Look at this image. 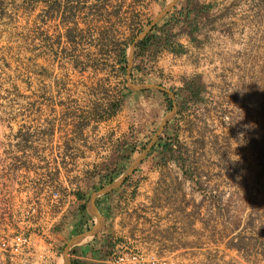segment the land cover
<instances>
[{"label":"rangeland","instance_id":"374dc122","mask_svg":"<svg viewBox=\"0 0 264 264\" xmlns=\"http://www.w3.org/2000/svg\"><path fill=\"white\" fill-rule=\"evenodd\" d=\"M22 1L14 0L21 7L16 11L10 8L0 19V191L21 176L14 171L17 161H31L38 166L39 174L48 172L45 164L24 153L34 150L16 137L34 136L31 140L38 135H53L71 152L76 179H91L90 193H94L107 182L105 176L116 180L132 164L158 127L137 148V101L125 94L126 76H120L115 54L108 53L106 43L112 38L126 40L129 48L171 0H32L34 10L25 9ZM49 6L54 10L47 15ZM130 19L133 27L127 29L125 23ZM163 24L164 18L158 25ZM141 57L139 53L135 57L136 70L130 75L133 84H141L137 76V58ZM145 58H155L150 60L154 64L147 65L148 69L142 67L140 73L150 74L155 85L168 90L166 73L155 64L156 58H165L164 54L159 51ZM255 70L259 74L250 106L249 101L247 107L244 103L235 105V109L216 105L212 113L217 126L212 123L204 127L207 141L200 146L195 167L222 170L221 205L213 212L208 205L198 206L199 195L192 189L186 191L191 217L184 226L190 250L183 258H174V263L264 264V58ZM146 92L164 101L156 90ZM122 97L117 118L104 125L96 121L98 116H106L97 107L106 108ZM198 107L199 103H190L187 111L194 112ZM120 124L123 134L117 129ZM116 136L117 143L111 144ZM209 136L220 137L215 142L214 158ZM161 138L165 142L166 134ZM174 142L175 155H185L187 148ZM175 155L166 162L174 160ZM121 156L127 158L122 160ZM186 162L175 163L183 167ZM65 169L70 170L67 166ZM230 169L231 179L227 174ZM24 172L28 177L32 174L28 169ZM82 182L81 188L85 187ZM87 191L81 189L84 195ZM123 250L140 258L123 243L112 252Z\"/></svg>","mask_w":264,"mask_h":264},{"label":"crops","instance_id":"0c3cea01","mask_svg":"<svg viewBox=\"0 0 264 264\" xmlns=\"http://www.w3.org/2000/svg\"><path fill=\"white\" fill-rule=\"evenodd\" d=\"M179 11L183 12L180 18ZM164 22L167 24L166 34L171 35V38L165 49L160 51L165 58H156L158 61L155 64L165 71L168 90L176 92L181 88L182 79L195 77L200 78L204 85L202 100L194 112L186 109L178 113L177 98L174 96L176 114L159 136L165 133L167 142L173 148L174 141L185 146L186 154H179V157L177 154L174 160L159 165L155 153L150 150L126 178V183L124 181L117 189L98 196L92 205L90 199L95 193H90L92 180L81 181L85 186L82 187L83 191H89L85 195L82 192L85 212L79 222L90 226L91 230L98 222L93 215L95 212L102 219V227L94 237L81 239L68 249L66 256L71 264H110L112 251L121 243L139 254L138 264H179L174 263V258L180 255L183 258L184 253L190 250L189 233L184 226V223H190L191 217L190 203L186 202L189 193L186 191L192 189L199 195L198 206L208 205L214 212L221 205L220 194L224 188L222 170L215 167L200 169L195 167L194 160L201 153L200 146H205L207 141L203 134L204 127L212 123L214 127L217 126L212 113L215 106L225 105L230 109L235 105L243 106L244 103L247 107L248 101L249 106L252 102L254 80L259 74L255 69L264 58V0H176L173 9L164 17ZM149 53L145 51L141 58H137L140 67L137 66L138 83L155 85V79L150 74L140 73L142 67L154 64L150 60L155 58H145ZM135 65L136 58H133L134 71ZM142 91H137L135 96L136 92L130 91L129 94L137 101V148L145 144L149 133L159 126L166 115V104L162 98L146 92L149 90ZM117 111L109 119L100 121V124H107L117 118ZM122 127L120 124L117 128L120 134L124 133ZM172 134L173 138L170 139ZM44 136L54 137H35ZM31 137L34 136L16 138L28 142ZM209 138L212 139L208 144L214 158L215 142L220 137ZM117 140L118 136L111 144L117 143ZM178 160L187 162L183 167H178ZM227 174L231 179L232 170ZM109 184L99 187L102 186V189ZM70 219L68 214L56 229L58 256L54 261L44 264H62V260H58H64L69 242L89 231H83L85 226L79 222L75 224ZM105 240L112 244L110 252L105 247Z\"/></svg>","mask_w":264,"mask_h":264},{"label":"built area","instance_id":"2783aa9c","mask_svg":"<svg viewBox=\"0 0 264 264\" xmlns=\"http://www.w3.org/2000/svg\"><path fill=\"white\" fill-rule=\"evenodd\" d=\"M27 144L34 151L24 153L45 164L48 172L39 174L31 161H17L14 171L21 176L0 191V264L54 261L58 256L56 229L78 203L76 193L81 191L82 176L76 179L71 152L64 149L59 138L37 137ZM24 169L32 174L28 177ZM138 259L123 250L112 252L110 264H137Z\"/></svg>","mask_w":264,"mask_h":264},{"label":"trees","instance_id":"16d2710c","mask_svg":"<svg viewBox=\"0 0 264 264\" xmlns=\"http://www.w3.org/2000/svg\"><path fill=\"white\" fill-rule=\"evenodd\" d=\"M23 5L25 6V9L29 10H34L35 9V3L32 0H23L22 1ZM18 7L21 6H16L14 0H0V19L6 16V12L11 8L13 11H16ZM54 8L52 6H49L47 11L45 12L47 15H49ZM183 12L179 11L178 15L179 18L182 17ZM127 20V19H126ZM129 21V20H128ZM131 21V19H130ZM129 24L125 23L127 29H131L133 27V22L131 21ZM166 26L167 24L164 22L162 26H159L158 24L153 27L151 32L145 36L144 39L139 41L134 50V58L138 55H141L145 51H149L150 55L153 57L156 55L157 52L161 51L162 49H165L166 44L169 42V39L171 38V35L166 34ZM133 31V30H131ZM108 37V34H107ZM110 40V39H109ZM112 40V41H111ZM110 41L106 43V47L108 49V53L115 54L116 58V64L118 66V72L122 78H125L126 76V70H127V48L128 44L126 40H115L112 38ZM133 41V38L130 40V42ZM114 42V43H113ZM134 68L131 70V77L133 74ZM125 94H131V92L126 88L123 87ZM150 91V90H149ZM152 91V90H151ZM144 92V91H142ZM158 94H160L164 102L166 104V110L170 111L172 109V100L168 97L167 94L161 92V91H156ZM173 92V95L178 99L177 104H178V113L183 112L184 110L187 109V106L192 103H200L202 98L201 94L204 92V85L201 82L200 78H192L190 80L182 79L181 80V88L178 90V92ZM124 94V93H123ZM125 96V95H124ZM123 102V97L120 100H117L115 102H110L108 104V107L103 108V107H97L96 109H101L102 113H105L104 115L106 116H98L96 121H104L109 119L115 112L118 110L121 106V103ZM143 149V148H142ZM152 152L155 153V156L157 157V163L158 164H163L165 165L167 160L171 158V155H175V150L172 147V144L170 142H163L162 144V138L160 137L157 141V143L152 147ZM179 150H177L178 152ZM127 157H122L121 159L125 160ZM123 170V169H122ZM107 178V182L104 184L111 183L113 181V178L105 176L104 180ZM127 179L125 180L124 183H126ZM102 187V186H101ZM100 187V188H101ZM76 198L78 200V203L74 206V209L70 211V217L73 221V223L77 224L80 220L81 217L84 216L85 212V203H84V197L81 191H78L76 193ZM78 224H82L79 222ZM85 226L83 228V231H88L90 229V226H86L85 223L82 224ZM108 251L110 252V249L112 248V244L109 240H105ZM107 256V255H106ZM103 258V257H102ZM105 258V257H104ZM101 259V258H100ZM103 260V259H102Z\"/></svg>","mask_w":264,"mask_h":264},{"label":"water","instance_id":"95a60500","mask_svg":"<svg viewBox=\"0 0 264 264\" xmlns=\"http://www.w3.org/2000/svg\"><path fill=\"white\" fill-rule=\"evenodd\" d=\"M176 0H171L165 8L160 12L151 22L150 24L144 29L142 33H140L134 41L130 44L127 52V71H126V88L129 91L137 92L142 90H156L161 91L168 95V97L172 100V109L164 116V118L161 120L159 126L157 127L156 131L154 132L152 138L150 141L146 144V146L143 148V150L140 152V154L135 158V160L132 162V164L124 171V173L114 182L110 183L106 187L100 189L99 191L95 192L90 199V204L92 205L95 198L98 196L107 194L118 187H120L123 182L130 176L134 170L141 164L142 160L148 155L151 148L154 146V144L157 142L160 134L162 133L165 126L172 120L174 115L176 114L177 107L175 102L173 101L174 95L170 90H167L161 86L157 85H146V84H133L130 80V73L132 68V62H133V53L135 50L136 44L145 38L147 34L151 32L154 26H156L174 7ZM93 215L97 218V224L88 232L84 233L81 236L73 238L65 251L64 254V261L65 264H71L69 259L67 258V251L70 247L75 245L77 242H79L81 239L87 238V237H94L96 234H98L102 227V219L94 212Z\"/></svg>","mask_w":264,"mask_h":264},{"label":"clouds","instance_id":"9594fccd","mask_svg":"<svg viewBox=\"0 0 264 264\" xmlns=\"http://www.w3.org/2000/svg\"><path fill=\"white\" fill-rule=\"evenodd\" d=\"M242 135H243V133H239V134H238V136H240V137H241ZM237 146H238V145H237Z\"/></svg>","mask_w":264,"mask_h":264},{"label":"bare ground","instance_id":"6f19581e","mask_svg":"<svg viewBox=\"0 0 264 264\" xmlns=\"http://www.w3.org/2000/svg\"><path fill=\"white\" fill-rule=\"evenodd\" d=\"M62 264H65L64 260L62 259Z\"/></svg>","mask_w":264,"mask_h":264}]
</instances>
